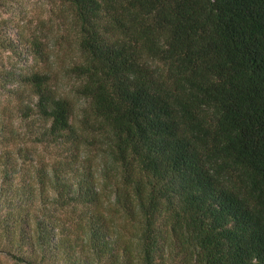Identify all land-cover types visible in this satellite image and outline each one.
<instances>
[{"label": "trees", "instance_id": "obj_1", "mask_svg": "<svg viewBox=\"0 0 264 264\" xmlns=\"http://www.w3.org/2000/svg\"><path fill=\"white\" fill-rule=\"evenodd\" d=\"M33 1L0 0V254L264 264V0Z\"/></svg>", "mask_w": 264, "mask_h": 264}, {"label": "rangeland", "instance_id": "obj_2", "mask_svg": "<svg viewBox=\"0 0 264 264\" xmlns=\"http://www.w3.org/2000/svg\"><path fill=\"white\" fill-rule=\"evenodd\" d=\"M11 11L6 14V16L9 17H16L18 20L23 19H35L38 15L44 14L46 11L47 6H41L40 3H37L33 0H23V5L20 6L16 2H12L10 4ZM11 56V55H10ZM8 53H2L0 52V60L7 61V57L10 58L11 61H14V57H10ZM2 99L4 103V97L3 94L0 92V100ZM17 123L19 124V120H17ZM20 125V124H19ZM0 264H14L8 257H6L3 254H0Z\"/></svg>", "mask_w": 264, "mask_h": 264}]
</instances>
